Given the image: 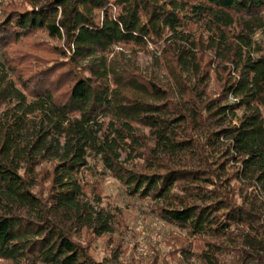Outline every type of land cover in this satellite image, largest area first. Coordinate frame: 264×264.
<instances>
[{
    "label": "trees",
    "instance_id": "obj_1",
    "mask_svg": "<svg viewBox=\"0 0 264 264\" xmlns=\"http://www.w3.org/2000/svg\"><path fill=\"white\" fill-rule=\"evenodd\" d=\"M258 32L264 0L10 1L0 20V264H98L68 229L81 224L93 240L110 231L88 201L100 198L97 183L80 178L90 161L158 203L187 233L183 254L264 264V214L227 188L264 182ZM151 46L171 85L109 59ZM237 231L244 243L226 247Z\"/></svg>",
    "mask_w": 264,
    "mask_h": 264
},
{
    "label": "rangeland",
    "instance_id": "obj_2",
    "mask_svg": "<svg viewBox=\"0 0 264 264\" xmlns=\"http://www.w3.org/2000/svg\"><path fill=\"white\" fill-rule=\"evenodd\" d=\"M10 1L12 0H0V20L4 18L5 7ZM255 39L264 45V32H258ZM33 41L60 46V43L52 42L45 34L34 36ZM154 50L155 47L151 46L147 51L136 50L132 53L127 47H117L109 54V59L127 68H137L143 75L155 78L161 85H171L172 79L164 68V62L158 60L160 54L157 57L151 54ZM0 62H3L2 51ZM211 84L214 87L213 81ZM227 125L229 127V124H225L226 128ZM226 148L227 145H220L217 146V151L210 152V159L215 167L223 162ZM89 168L91 170L80 178L83 176L84 181L90 179L92 183H97L96 188L101 196L88 201L95 212L108 217L110 231L93 240L95 234L83 229L81 224H69L68 229L74 233L75 238L84 242V246L91 248L93 259L98 264H202L197 256L185 255L179 251L181 241L188 240L187 233L162 218L158 203L137 194L133 195L127 186L114 178L101 164L96 165L90 161ZM231 187L240 188L236 196L239 203L246 199L248 205H253L264 214V182L234 180L227 186L229 190ZM20 212V215H27L25 211ZM244 240L245 236L240 231L222 238L224 245L231 249L239 247ZM246 264L258 262L248 261Z\"/></svg>",
    "mask_w": 264,
    "mask_h": 264
}]
</instances>
